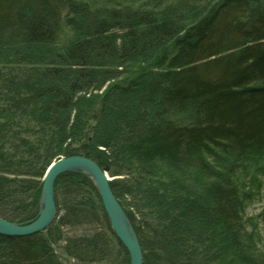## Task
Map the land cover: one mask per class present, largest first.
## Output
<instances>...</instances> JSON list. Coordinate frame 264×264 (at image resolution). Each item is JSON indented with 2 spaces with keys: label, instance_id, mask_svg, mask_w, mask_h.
<instances>
[{
  "label": "trees",
  "instance_id": "1",
  "mask_svg": "<svg viewBox=\"0 0 264 264\" xmlns=\"http://www.w3.org/2000/svg\"><path fill=\"white\" fill-rule=\"evenodd\" d=\"M67 28V46L36 65L28 92L20 73L0 83V216L35 219L52 158L86 154L123 176L111 185L144 264H264L251 246L253 193L242 168L264 151V0H0V47L54 45ZM123 74L101 101L92 95ZM33 101L41 104L36 125L22 123ZM95 108L98 123L87 133ZM43 123L51 127L46 136L25 132ZM47 145L59 153L42 154ZM55 192L58 212L48 230L57 218L62 227L92 218L109 224L66 239L68 255L98 261L120 248L130 264L87 175H59ZM59 195L73 201L61 205ZM0 264L62 263L42 231L0 233Z\"/></svg>",
  "mask_w": 264,
  "mask_h": 264
},
{
  "label": "rangeland",
  "instance_id": "2",
  "mask_svg": "<svg viewBox=\"0 0 264 264\" xmlns=\"http://www.w3.org/2000/svg\"><path fill=\"white\" fill-rule=\"evenodd\" d=\"M66 15H67V11L64 12L65 17ZM70 31L72 30L70 28H67L63 36L60 38V41L54 45H37L38 48H35V46H30V45H13V46L2 45L0 47V58H4L5 61L0 60V83L6 79L5 77L6 74L14 75L20 73L19 77L20 79L23 80V84H22L24 86L22 87L23 91L28 92L29 90L27 88V85L37 80V75H39L38 73H36L38 71H34L33 69L37 67L36 65L46 64L47 60L53 57L57 51L62 50L64 47L67 46L66 44L71 39V36L73 34V32ZM43 50L46 52L48 58H46V56L44 55ZM134 66L140 67L139 64H136ZM125 78L126 76L125 74H123L122 76L109 81L107 85H105L101 89L94 90L91 93L95 97H98V100L101 101L100 98L104 96V94L107 92L106 90L109 87V83L122 82ZM89 95L90 94H88L87 96ZM96 105L100 106V103ZM40 108H41V104L39 105L37 101L31 102L29 106V110H27L24 113L26 114L25 116H29V117L28 119L24 118V121L22 123H27V124L29 123L30 125H36V123L33 122L32 115H33V111L38 112ZM98 109L99 108H95L94 111L91 112L90 118L93 115L96 116L98 115L97 113ZM75 112L76 110L73 111V114H75ZM21 115L22 114L20 115L18 114L19 118L16 119V125L14 126V128H16L21 123L20 122V119L22 118ZM19 128L25 130L24 125H20ZM50 128L51 127L49 126V124L43 123L42 128L40 130L28 131L26 129L25 132L31 134L32 137H36L38 139V138H42V136H46L47 133H49L47 131L48 129L50 130ZM48 149H52V151L54 152L58 150V153L60 151V148L57 149L55 146L52 147L47 145L46 147L45 146L42 147L41 153L46 154ZM81 152L85 153L83 149H81ZM28 155H32V154H28ZM60 156H66V155L59 154L56 157L52 158V161ZM34 159L37 161L38 158H36V155H34ZM249 160L250 162H248V160H245L242 166L243 169L245 168L248 170V181H247L248 187L250 188V191L253 193V197L248 202L246 207V216L253 217L252 218L253 230L257 235L251 246L253 247L254 251H258V253L260 252L264 253V151L255 153L254 155H252V157L249 158ZM26 166H28V163H26L22 167L26 169ZM110 175L113 178L123 177V176H115L112 174ZM19 190L20 188H18V191ZM65 198L68 202L73 201V196L64 197L63 195H59V202L61 205H63V201ZM87 198H88V194L85 193V195H83V201H86ZM18 199L19 196H17L15 200ZM131 199L132 198L130 196L128 201L131 203V205H133L135 202L134 200ZM11 205H13V201L8 202L7 207H10ZM131 208H134V210L136 211V206H133ZM139 214L140 212L137 211V219H140L138 216ZM94 219L95 218H92L88 222H83L79 224H70L62 227L59 225L57 226L58 224L56 223L58 221L57 218L52 228L43 231L46 236L51 237L52 248L54 249V253L58 261H60L62 264H124L125 263L124 260L125 257L123 251L121 250V253H119L120 248L115 251V255L113 257L98 261L82 262L67 254V252L65 251L66 239L71 237H78V236H89L101 230H108L107 227L109 224L105 218H102L100 221L99 220L96 221ZM52 233L55 234L53 235Z\"/></svg>",
  "mask_w": 264,
  "mask_h": 264
},
{
  "label": "water",
  "instance_id": "3",
  "mask_svg": "<svg viewBox=\"0 0 264 264\" xmlns=\"http://www.w3.org/2000/svg\"><path fill=\"white\" fill-rule=\"evenodd\" d=\"M98 117L93 115L89 124H97ZM69 171H80L87 175L97 187L103 207L116 236L127 249L130 264H144V252L128 213L115 195L110 173L93 158L86 154L60 156L48 166L43 177L41 204L35 219L18 223L0 216V233L8 236H27L45 231L57 215L55 184L59 175Z\"/></svg>",
  "mask_w": 264,
  "mask_h": 264
},
{
  "label": "bare ground",
  "instance_id": "4",
  "mask_svg": "<svg viewBox=\"0 0 264 264\" xmlns=\"http://www.w3.org/2000/svg\"><path fill=\"white\" fill-rule=\"evenodd\" d=\"M22 87H24V86L22 85ZM89 122H90V120H88L87 123H86V132H87V133H91V132L93 131V128H94L92 125L89 124ZM96 125H97V124H96ZM96 125H95V126H96ZM110 176H111V175H110ZM115 178H116V177H115ZM115 178H114V179H115ZM129 257H130V256H129ZM130 263H131V261H130Z\"/></svg>",
  "mask_w": 264,
  "mask_h": 264
}]
</instances>
